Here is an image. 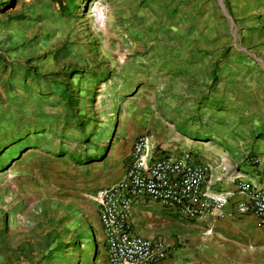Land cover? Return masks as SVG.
Masks as SVG:
<instances>
[{
    "label": "rangeland",
    "instance_id": "obj_1",
    "mask_svg": "<svg viewBox=\"0 0 264 264\" xmlns=\"http://www.w3.org/2000/svg\"><path fill=\"white\" fill-rule=\"evenodd\" d=\"M139 135L264 152V0H0V264H106L96 193Z\"/></svg>",
    "mask_w": 264,
    "mask_h": 264
},
{
    "label": "built area",
    "instance_id": "obj_2",
    "mask_svg": "<svg viewBox=\"0 0 264 264\" xmlns=\"http://www.w3.org/2000/svg\"><path fill=\"white\" fill-rule=\"evenodd\" d=\"M262 168L264 159L253 161ZM120 179L98 190L96 214L102 229L106 264H161L170 253L162 237L134 233L138 203L158 204L167 214L185 220L250 215L264 227V190L225 167L214 168L195 155L165 154L151 136L139 135L121 161ZM236 196H241L235 202Z\"/></svg>",
    "mask_w": 264,
    "mask_h": 264
},
{
    "label": "crops",
    "instance_id": "obj_3",
    "mask_svg": "<svg viewBox=\"0 0 264 264\" xmlns=\"http://www.w3.org/2000/svg\"><path fill=\"white\" fill-rule=\"evenodd\" d=\"M132 143L133 141L130 144L129 152ZM159 147L164 150L165 154L173 156L185 152L177 149L169 150L160 145ZM195 155L199 157L197 153ZM257 158L264 159V152L245 157V161L241 159L238 162H232L233 167H235L234 175L238 174L243 179L264 190L262 168L253 162ZM243 164H248L250 169H243L241 166ZM221 169H214V173H220ZM239 199H242V197L236 196L233 202ZM151 208H156L163 214L179 220L174 224L180 229V234L172 237L171 234H166V231H164L162 232L164 235L159 236L164 238L170 245L169 256L161 264H264V227H258L256 220L250 215H234L233 217L214 220H185L165 213L156 203H138L133 210L135 234L143 237H157L156 234L159 233L157 229L158 222L155 223V229H151V226L149 228L146 226L136 227L138 213L145 214L144 211ZM162 223L164 225L172 224L170 221H161Z\"/></svg>",
    "mask_w": 264,
    "mask_h": 264
},
{
    "label": "clouds",
    "instance_id": "obj_4",
    "mask_svg": "<svg viewBox=\"0 0 264 264\" xmlns=\"http://www.w3.org/2000/svg\"><path fill=\"white\" fill-rule=\"evenodd\" d=\"M98 19H99V21H100V23H101V27H103L105 17L100 16V17H98Z\"/></svg>",
    "mask_w": 264,
    "mask_h": 264
}]
</instances>
